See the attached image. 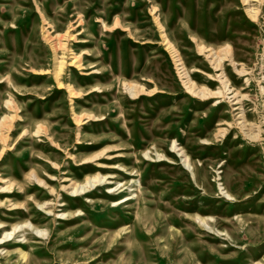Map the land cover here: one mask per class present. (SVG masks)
Listing matches in <instances>:
<instances>
[{
    "label": "rangeland",
    "instance_id": "rangeland-1",
    "mask_svg": "<svg viewBox=\"0 0 264 264\" xmlns=\"http://www.w3.org/2000/svg\"><path fill=\"white\" fill-rule=\"evenodd\" d=\"M263 90L264 0H0V264H264Z\"/></svg>",
    "mask_w": 264,
    "mask_h": 264
},
{
    "label": "bare ground",
    "instance_id": "bare-ground-1",
    "mask_svg": "<svg viewBox=\"0 0 264 264\" xmlns=\"http://www.w3.org/2000/svg\"><path fill=\"white\" fill-rule=\"evenodd\" d=\"M244 1L246 2L247 0H244ZM105 26L108 27L107 25H105ZM197 47H198L200 52H204L207 57H210V59H211L210 62L212 63L213 67L215 69H217L218 72H220L216 76V78L221 83V88L218 90H213L210 87L213 85V82H211V81L207 82L208 85H200L198 82L194 81L193 77L197 75L196 70H194V69L190 70L188 68V65L182 61V59L179 57V55H176L174 57H176V63H178L177 65L178 66L183 65V67L180 66V68H178V69H180V70L183 69L185 72L183 74L187 76V79H188V82H187L188 87L187 88H188V90L191 91L195 96L203 98V103H207L212 99H215V100L220 99V101L215 102V103H218L217 104L218 106H221L223 103H225V101L227 103L226 104L227 106L230 105L232 102H234L233 105H239L240 97L242 100L244 96H241L238 94L239 91H238V88H236V86L232 80V74L228 71V69L226 68V65H225L226 61L234 62V65L236 64L234 59L232 58V56H233L232 50L231 51L226 50L224 46L214 47V46H211L209 44H206L205 42H199ZM234 69L236 70L238 76L241 77L243 75H246L247 68L245 66H242L241 68L234 67ZM182 72L183 71H181V73ZM262 89L263 88L261 87V90ZM263 94H264V90H263ZM240 108H241V105H239V107L237 109H240ZM242 127H243V130L246 131L245 133H246V136L248 137V139H250V140L256 139V136H254L252 134L251 126H250V123L248 122V120L244 119V123H243ZM37 132H39V131H37ZM100 182H101V178H99L98 175L86 177V184H89V187H91L92 184L97 185ZM85 186H86L85 184H82L79 186L76 185L74 187L73 193H76L78 191L79 187H81V190H84ZM128 199L129 198L126 197V198H124V200H122V202L124 203ZM25 225L26 224H16L13 227L11 232L6 233L5 237L11 236L12 234H14L16 232V230L18 228L24 227ZM0 227H4V225H2V223H1ZM34 230L36 232L40 233L39 229L35 228Z\"/></svg>",
    "mask_w": 264,
    "mask_h": 264
}]
</instances>
